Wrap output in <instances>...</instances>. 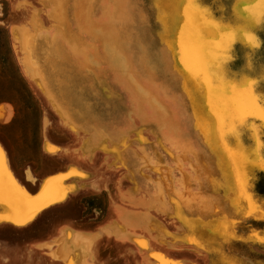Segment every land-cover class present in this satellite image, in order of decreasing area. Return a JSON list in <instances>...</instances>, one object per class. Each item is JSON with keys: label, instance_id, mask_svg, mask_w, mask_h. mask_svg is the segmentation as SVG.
Listing matches in <instances>:
<instances>
[{"label": "rangeland", "instance_id": "374dc122", "mask_svg": "<svg viewBox=\"0 0 264 264\" xmlns=\"http://www.w3.org/2000/svg\"><path fill=\"white\" fill-rule=\"evenodd\" d=\"M57 1L0 0V104H9L18 111L14 112L12 124L15 127L8 137L22 145L20 153L14 157L16 164L13 162V167L16 179L24 186V160H39L37 164L25 166L28 175L34 171L35 184L41 172L60 167L73 159L91 163L96 178L91 181L90 190L79 195L76 188L75 193H69L71 196L66 195L65 202L38 214L27 225L29 227L16 234V243L22 248L17 256L18 264H26L30 259V254L24 252L25 236L30 233L55 231L65 221L81 223L88 218L96 222L109 218L120 221L122 225L123 213L136 214L140 211V214H148L141 223L146 227L131 228L130 223L125 229L130 235L144 239L146 246L130 241L132 245L124 250L112 240L102 241L96 246V251L108 264H156L157 257L158 261L163 259L172 264H264V244L247 240L252 231L264 230V222L247 219L238 227L231 215H223L225 211L216 201L226 204L222 194H212L203 186L206 177L221 182L223 175L211 167L202 150L204 146L193 135V129L187 123L191 112L183 103L181 91L175 89L164 76L149 78L144 71L136 68V63L128 64L120 57L110 66L102 57L99 41L90 34L91 28L107 23V5L111 6L115 1L129 2L131 10L136 12L135 17L139 18L142 1L61 0L62 6ZM199 2L203 7L210 8L222 23L237 26L258 38V46L253 51L237 42L232 61L228 64V71L237 80H252L248 70H258V64L264 62V19L249 28L247 19L238 18L233 12L237 0ZM17 24L24 25L23 29L28 34L36 35L39 45L45 40L47 49L44 53L38 50L37 56L42 62L44 55L50 61V75L56 79L58 86H61V79L55 67L58 63L64 65L67 97L64 103L75 121L104 131V147L82 155L81 147L88 132L71 131L42 89L27 77L29 71L22 63L24 53L14 46L12 28L9 29ZM84 56L88 57L87 71L80 65ZM68 76L72 78L67 88ZM257 85L258 82L255 87ZM261 93L264 95V88ZM143 94L153 97L164 113H156L149 99L142 98ZM2 108L0 106V113ZM3 126L6 125L0 124L2 131L6 130ZM240 133L247 144L248 135L243 129ZM42 139L65 145L70 154L63 159L47 155L40 159L36 148ZM0 140L12 154L10 142L1 132ZM261 140L264 142V134ZM249 179L252 193L264 200V170L255 169L250 172ZM159 186L169 188L180 202L187 195L193 196L197 202H203L207 197L216 199L208 204V211L201 215L203 219L199 221L212 223L213 230L223 224L227 230L221 233L217 230L213 235L216 239L210 244H206L199 234L193 235V241L188 240L192 239V235L189 237L176 218L169 216L172 212L167 215L170 203L164 192L159 194ZM161 194L163 198L160 200ZM214 213H217L216 216ZM127 233L124 231L122 235ZM2 244L0 240V247ZM146 249L150 256L149 252L144 253ZM210 251L215 254L209 256ZM174 255L181 256L182 261ZM0 264H10L3 253H0Z\"/></svg>", "mask_w": 264, "mask_h": 264}, {"label": "bare ground", "instance_id": "6f19581e", "mask_svg": "<svg viewBox=\"0 0 264 264\" xmlns=\"http://www.w3.org/2000/svg\"><path fill=\"white\" fill-rule=\"evenodd\" d=\"M141 1L143 7L139 12L141 14V16L140 14L138 15L140 16L139 18L135 17L136 12L134 10L135 12L134 13L131 10L130 8L131 6L129 7L130 4L129 2L115 1L111 6L107 5L105 10L109 16L107 23L100 27L96 26L91 28L90 34L92 35L93 38L99 41L102 49L101 51L102 57L106 60L107 63H109L110 66L112 61L120 57L123 62H126L128 64H131V62L136 63L135 64V66L137 65L136 68H139L142 71H144L149 78L153 77V75L164 76L169 80V82L173 85L175 89L181 91L184 100V102L183 101L182 102L185 103L186 107L191 112V115L189 116L187 123H189V125L193 129V133H194L193 135L195 136V138L204 146L202 150L205 153L206 158L210 160L209 164L211 165V167L215 168L218 174L223 175V180L221 182H217L209 177H206L203 182V186H205L206 191H209L212 194L221 193L226 201L225 205H222L220 201L209 197H207V199L203 202H197L191 195L185 196L183 202H180L179 200L176 199L173 192L169 188L159 186L158 188L159 194L161 192H164V194H166L168 197L167 201H169L170 203L168 204L170 205L171 209H169V205H168L167 215H169V211L170 213L172 212L171 213L172 215L169 216L176 218L180 226L184 229L185 233L189 235V237L192 235V239H190L191 237L190 238L188 237L189 238V239L187 238L188 240L193 241L194 240L193 235L199 234L200 238L206 244H210L212 240L216 239V237H213V235L217 230L220 233L225 232L227 230L226 226H224L223 224L218 225V227L215 230H213L212 223L210 224L206 220H204L203 222L199 221V219H203L201 215L208 211L207 208L208 204L212 201L216 200L219 203V206H221L222 209L225 211L223 215H228V214L231 215V217L234 219L238 227L242 224L243 221L247 219L258 222L260 221L264 222V200L255 196L252 193L253 186L250 183V179H249L250 172L254 171L255 169L259 171L264 170V165L260 163V159H259L260 156H264V142L261 140L262 135L264 134V121H260L255 117H245L243 121L234 120L232 122L233 127L231 130H226L222 128V126L217 120V115L215 110L217 106V101L212 100L210 102L207 88L197 83L188 74V72L186 71V66L183 63L182 57L180 55L179 39L181 32L185 28V23L187 20V8L190 3H194L199 9L203 10L202 11L203 18L207 20L211 26L210 28H206L204 30V35L210 46L219 43V41L222 40L224 37L225 30H231L233 26L224 24L218 19H216L215 13L211 11L210 8L203 7L200 4L199 0H141ZM57 4H59V6L60 5L62 6L61 0H58ZM250 6L254 7L255 13L258 17L260 9L262 7L261 0H237L233 12L238 18L247 19L244 13L245 10L249 9ZM258 20L259 19H257V21ZM11 30L14 41L16 42V45L14 44V46L21 53L22 52L24 53L22 63L23 66H25L29 71V73L26 74L27 77L42 89L43 93L47 96L53 109L61 117L64 118L66 124L68 123L67 124L68 128L71 131L74 132L82 131L85 133L88 132V137L83 142V145L81 147L82 155L95 148L104 147L105 145L104 139L106 137L104 131H102L101 128L98 127L91 128L88 125L80 124L78 121H75L74 117H72V114L70 113L69 109L66 107L64 103V100L67 99L64 90V79H65V73L63 71L65 70L63 69L64 65L62 63H58V65L55 67L61 79L59 80L61 81V86H58L57 84L58 82L56 81V79H54L52 75H50V71H49L50 61L47 60L45 55L42 58L43 62L40 61V59L38 58L37 56L38 50L44 53V51L47 49L45 40H43L39 45L37 36L28 34V31L26 29L23 30L11 29ZM239 30L241 32V35L244 37V40L245 37L250 34L248 32L241 30L240 28ZM35 37L37 39H35ZM237 42H240L242 45L247 46V48L250 49L251 51H253L258 46V42L255 37H254V44L256 46H250L249 43H246L239 38L234 40L231 44V47L226 52L227 59L224 60L218 68L213 66V68L210 69V71L214 73V83L223 82L225 87H228L229 89L231 88L240 89V88L249 87L251 92L253 93L254 99L257 102V104L260 105L261 107H264V95L261 93L264 88V62L261 61L262 62L261 65L258 61L259 63L258 65H260L258 67V70L255 71L248 70L247 73L250 74V76H252L251 78L252 80L247 78H242L240 80H237L228 71V64L232 61V56L234 51L233 49L234 46L237 45L236 44ZM87 60L88 57L86 58L84 56L82 61L80 62L81 67L84 68L86 71H87L86 67L88 65ZM94 73H96V71ZM82 77H84V74L82 75ZM71 78L69 76L67 78L68 81L67 88L69 85L68 84L69 80ZM257 82L259 83V85L255 87V84H257ZM141 96L144 99H149V102L154 107L156 113L158 114L160 113V115L164 113L163 108L156 102V100L153 97H148V94H143ZM176 110L179 112L178 109ZM180 110L182 111V109ZM9 114L10 113H8V111L5 112V109L4 111L3 110L1 111L0 124L7 123V121L9 120ZM87 118L88 117H86V119ZM89 123L91 122H87V124ZM242 129L243 132L246 135H248L247 144L242 139V134L240 133ZM47 148L49 149V146L45 148L46 151H48ZM55 150L56 148L54 147L52 149H49V151H52V153H54ZM3 154L5 153L3 152ZM119 158L122 159V157L120 156ZM6 159L7 158H5V160ZM74 169L76 168H73V170ZM78 170L79 169H77V171ZM71 173L75 174L74 171H71ZM83 174H87V173L83 172ZM12 176H14V174ZM13 179L6 172L0 157V182H2L3 184L2 204H4L9 209L10 211L9 215L11 214L13 216H16L17 214H22L23 212H25L26 209L19 208L17 205V201L22 199V197L16 191L15 188L16 178L15 181ZM30 181L32 180L30 179ZM18 184L20 185L21 183ZM69 185L70 184L68 183V185H66L67 187L64 185L66 188L62 187L64 189V199L67 198L66 195L68 194V192L72 193L74 190L77 191L78 189V188L76 189V187L73 185V182L71 183V185L73 186L70 185L71 187L68 188ZM28 195L31 196L30 194ZM161 198H163L162 194L160 196V200ZM64 199L60 202H63ZM53 205H50L49 207L51 208V206ZM57 205L58 204H56V206ZM165 205L167 206V203ZM167 209L165 210L163 209L164 212H167ZM140 212L136 214H134L135 212L123 213L121 219L124 221V224L120 225L119 223V225H115L114 227H111L114 224H112L111 226L107 225L108 228L109 226L111 227V229L115 228V230L113 231L112 229V232L110 233V231L106 227V230H108L110 233L108 235L113 236L114 239L116 240L123 238L124 235H121V233L122 234L124 233L126 224H130V223L132 225L131 228L133 226H140V225L146 227L144 226V224H141L143 218H145L144 216L146 212L142 214H140ZM216 214L217 213H214V216H216ZM9 215L7 214V216H4L6 221ZM37 215L36 217H38ZM147 215L148 214H146V216ZM147 218H149V216ZM152 224H151V228L153 227ZM13 225L14 224H12V226ZM147 226L149 227L150 225ZM64 228L65 227H63V230L65 232L59 236L60 238L58 237L59 241H56L57 238L56 240H54V242L59 245V249H58L59 253H57L58 255L56 254L57 256L55 255L54 259L55 260L59 259V261L60 259H62L61 261H63L64 264H81L82 255L84 257L86 254L85 252H88L92 248L91 247L88 251H85L84 252L85 254H82L81 245H83L84 243L88 245V242L90 240L84 243L81 240L80 241L81 245H80L79 239L77 240V238H79L77 237L78 233L75 234L72 232V230H69L67 228L64 229ZM63 230L61 232H63ZM128 233L126 235L127 236L126 240L128 242L131 241L132 243L135 244H141L143 247L146 246V241L144 239L135 236V234L130 235V233L129 234ZM79 235L80 236L82 235L81 237L85 238L83 233ZM88 239H92V238L88 237ZM247 240L249 241L251 240L252 243L254 242L258 244H264L260 242L261 240H264V230L252 231L248 235ZM93 245L94 244L92 243L91 246ZM147 250L148 249H146L144 253L149 252ZM51 254L54 255L55 253L53 254L52 252ZM88 254L90 255V253H87L86 255ZM212 254H215V252L210 251L209 256ZM148 255L150 256V252ZM85 257L90 258V260L91 258H93L92 256L91 257L85 256ZM157 258L158 259L156 264H172L169 261L163 259L158 261L159 257ZM86 261L84 260V263H86ZM87 262H88L87 264H91L89 263V261ZM90 262L93 263L94 259L93 261Z\"/></svg>", "mask_w": 264, "mask_h": 264}, {"label": "crops", "instance_id": "0c3cea01", "mask_svg": "<svg viewBox=\"0 0 264 264\" xmlns=\"http://www.w3.org/2000/svg\"><path fill=\"white\" fill-rule=\"evenodd\" d=\"M11 28L16 29V30H22L24 28V25H22V24L12 25L9 29H11ZM4 100L9 101L10 99L5 98ZM0 106L4 107L5 112L8 111V113H10L9 114V120L7 121V123L4 124L6 126H3V127H5L6 130H4V131L0 130V132L3 134V136H5L9 140L10 147L12 150V154H10V152L8 151V148L0 140V147L3 148V149L0 148V157H1V161H2V164H3L6 172L13 179L16 176V171L13 167V162H14V159L16 158V156L20 153L19 150L22 149V145H19L18 143L11 141V139L8 137V134L14 130L15 124L13 126L12 121H13V118H14L16 112H18V111L16 109H12V107L6 103L0 104ZM6 107H9V108L6 109ZM4 109L2 108L3 111H4ZM14 112H15V114H14ZM45 144H46V146H45ZM48 146H49V149H52L53 147L56 148L55 152L53 151L54 153H52V151H49L48 148H47L48 151H46L45 148ZM36 149H37L38 156L40 157V159H42L44 157V155H47V156L52 157V158L63 159L64 157H66L67 155L70 154V149L68 147H66L65 145L59 144V143H56L53 141H45L44 142L43 139L40 140V145ZM3 152L5 154H3ZM47 152H50V153H47ZM4 156H5V158H7L6 160H5ZM12 158H13V161H12ZM38 162H39V160H37V161L36 160H24L23 164L26 166L27 164H37ZM7 163L9 166L7 165ZM14 163L16 164V162H14ZM25 166L22 167V169H23L22 170V176H23V181L25 183V186L24 185H23L24 187L21 186L22 184L19 185L18 183H20V182L17 179H16V181L18 183L15 181L16 177L13 180L15 181L16 186H20L19 188L23 189V191L25 193H27V195L30 194L31 197L38 196L40 193V190L44 186L45 182L48 181L52 177H57V176L63 177V179L60 180L59 183L64 188L67 187L66 185H68V183L71 185V183L73 182V185L76 188H78V194L83 193L87 190H90L89 185H90L91 181H93L94 178H96L95 173L92 172L91 163L84 162V161L77 160V159H73V160H68V162L66 164H64L60 167L50 168V169H47V170L41 172L40 175L38 176L37 182L35 184L34 183L35 179L33 178V176H34L33 172L34 171L32 172V174L30 173L28 175ZM7 167H8V169H7ZM69 167H70V169H69ZM73 168H76V169L73 170ZM77 169H79V170L77 171ZM9 170L13 172L14 176H12L13 174ZM71 171H74L75 174L71 173ZM80 171H83L84 173H87V174H83V172H80ZM71 176H73V177H71ZM28 177L32 178L31 180L33 182L30 181V178H28ZM81 184H83L84 186L82 187ZM70 185L68 186V188L73 186V185H71V186ZM68 188H67V190H68ZM68 194H69V192H68ZM59 203H61V202H59ZM46 210L47 209H45V211ZM45 211L43 209L42 212H45ZM9 213H10L9 209L4 204L0 203V215L7 216V214L9 215ZM114 222H116V223H114ZM5 223H6V219H5ZM5 223L4 222L0 223L1 224L0 225V240L3 241V244L0 247V253L4 254V256L6 257V259H8L10 264H18V262H17L18 257L17 256H18V254H20L22 248H20L19 245H17V243H16V234L21 229L29 227L27 225L31 222H29L27 225H25V227H24V225L19 226L21 228H18V226L15 225L17 227V229L14 225H13L14 226L13 227L12 224L9 222L6 223L7 225ZM8 223L11 226H9ZM119 223H120V221L110 220L109 218H106L105 220H100L98 222H96L94 219L88 218V219L84 220V222H81V223H77V222L74 223L73 221H65L64 223L60 224L55 229V231H43V232L34 233V234L30 233V234L25 236L27 240H26V244L24 246V252L30 254V259L26 264H64L63 261H61L62 259H60V261H59V259L58 260L54 259L55 255L57 253H59V251H58L59 245L56 244L54 242V240H56V238H57L56 241H59V238H60L59 236L65 232L63 230V227H65L69 230H72V232L75 234L78 233L77 237H79V238H77V240L79 239L80 245H81V242H80L81 240L83 241V243L86 241L88 242L90 240L88 242V245H86V243L81 245L82 246L81 250H82V254L90 253V255L89 254L88 255L93 257V259H94L93 263L94 264H108L104 259L101 258L100 255H98L99 253L96 251V246L101 241L112 240L116 243V245H119L120 248L123 247L124 250H127L129 245H132L130 242H128L126 240V237H127L126 235H124V238L123 239L121 238L120 240H116V239H114L113 236L108 235L112 232L113 228L111 229V227H114L112 224L119 225ZM107 225H110V226L112 225V226L111 227L109 226V228H110L109 229L107 227ZM22 227H24V228H22ZM106 227L110 231V233L108 230H106ZM60 229H62L63 232H61L62 230H60ZM114 230H115V228L113 229V231ZM77 231H79V232H77ZM125 232L127 233V228L125 229ZM82 233L84 234V237L86 239H88V237L89 238L91 237L93 240L92 239L86 240L85 238L81 237L82 235L80 236L79 234H82ZM121 235H122V233H121ZM80 237H81V239H80ZM92 243L94 244L93 246H91ZM90 248L92 251L89 250ZM85 251H88V252H85ZM90 251L92 252V254ZM52 252H53V254L54 253L55 254L52 255L51 254ZM86 254H85V256L89 257ZM52 256H53V258H52ZM85 256L83 257V255H82L81 264H87L88 263L87 261H89V263L93 264L92 262H90V261H93V259L90 260V258H86ZM119 257H122V256H119ZM173 257L177 258L178 260L180 259L179 261H182L181 256H177V255L175 256L174 255ZM84 260L85 261L87 260L86 263H84Z\"/></svg>", "mask_w": 264, "mask_h": 264}, {"label": "snow or ice", "instance_id": "6c2138e0", "mask_svg": "<svg viewBox=\"0 0 264 264\" xmlns=\"http://www.w3.org/2000/svg\"><path fill=\"white\" fill-rule=\"evenodd\" d=\"M261 9L257 19L264 18V0H261ZM202 11L194 3L187 8V20L185 28L181 32L179 44L180 55L186 66L188 74L200 85L208 90L210 102L217 101V120L226 130H231L234 120L243 121L245 117H255L264 121V107L257 104L249 87L231 88L225 87L223 82L214 83V73L210 69L219 67L227 59L226 52L236 38L232 30H225L224 37L219 43L209 45L204 35V30L210 28V24L202 16ZM256 14V13H255ZM257 16V15H256ZM250 46L254 44V35L245 37ZM260 163L264 165V156H260ZM63 177H52L45 182L40 194L35 197L15 186L22 199L17 201L19 208L26 209L22 214L9 215L6 222L16 226H23L31 222L43 209L57 204L64 199V189L59 184ZM3 202V184L0 182V203ZM5 222V217L0 215V223ZM264 243V240L260 241Z\"/></svg>", "mask_w": 264, "mask_h": 264}, {"label": "clouds", "instance_id": "9594fccd", "mask_svg": "<svg viewBox=\"0 0 264 264\" xmlns=\"http://www.w3.org/2000/svg\"><path fill=\"white\" fill-rule=\"evenodd\" d=\"M244 15H245L246 18H247V22H248L249 28H250L253 24L258 23V22H257V16H256V14H255V9H254V7H251V6H250L249 9H246ZM261 19H264V18H260L259 21H260ZM231 30L234 31L235 34H236V38H235V40L239 38V39L243 40L244 42H246V40H244V37L241 35V32H240V30H239V28H238L237 26H233V27L231 28ZM256 39L258 40L257 37H256ZM246 43H247V42H246Z\"/></svg>", "mask_w": 264, "mask_h": 264}]
</instances>
